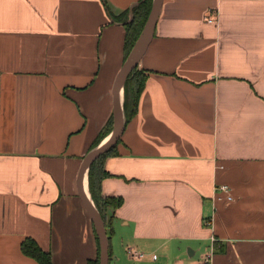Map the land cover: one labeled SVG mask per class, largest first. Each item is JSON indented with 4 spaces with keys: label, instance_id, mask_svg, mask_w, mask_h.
<instances>
[{
    "label": "crops",
    "instance_id": "crops-1",
    "mask_svg": "<svg viewBox=\"0 0 264 264\" xmlns=\"http://www.w3.org/2000/svg\"><path fill=\"white\" fill-rule=\"evenodd\" d=\"M138 1L0 0V264H39L25 237L51 264L95 256L77 173L112 114L114 16ZM138 69L104 159L108 264H264V0H161Z\"/></svg>",
    "mask_w": 264,
    "mask_h": 264
},
{
    "label": "trees",
    "instance_id": "trees-1",
    "mask_svg": "<svg viewBox=\"0 0 264 264\" xmlns=\"http://www.w3.org/2000/svg\"><path fill=\"white\" fill-rule=\"evenodd\" d=\"M152 0H139L129 11L124 10L120 15L114 16V19L119 20L124 25V39H123V63L129 56L137 38L139 37L144 24L148 18L151 10ZM106 10L108 8L105 6ZM130 12V13H129ZM147 76L143 70L135 66L123 83V117L126 123L137 112V105L139 97L145 85ZM113 127L112 114L100 129L97 139L90 149L97 146L101 140L111 133ZM120 138L105 152L93 160L87 170L88 191L90 197L107 228L109 219L108 210L113 209L120 205V197L103 196L101 193V181L107 176V171L104 168V159L107 155L114 152L115 145L119 142ZM95 239L97 242V251L93 258H89L86 264H99L100 247L96 232ZM21 252L29 257L34 258L39 264H51V255L49 252L40 248L38 243L31 237H25L20 243ZM109 253V248H108Z\"/></svg>",
    "mask_w": 264,
    "mask_h": 264
},
{
    "label": "water",
    "instance_id": "water-1",
    "mask_svg": "<svg viewBox=\"0 0 264 264\" xmlns=\"http://www.w3.org/2000/svg\"><path fill=\"white\" fill-rule=\"evenodd\" d=\"M161 5V0H152L151 10L149 12L148 18L144 24V27L137 38L129 56L124 61L120 69L118 70L112 88L113 94V108H112V119H113V127L110 133L109 139L102 144L99 143L94 148L90 149L85 156L82 158L78 173H77V183L79 184V191L83 200V203L92 219L93 225L95 227V231L99 241L100 247V261L99 264H108L109 254H108V239L106 234V228L104 223L95 207V205L89 200L86 195L83 186L82 179L84 173L87 172L90 163L95 160L99 155L103 152L107 151L119 138L123 123V108H122V100L121 93L123 90V83L127 78L130 71L138 65L139 60L145 51V48L152 37L153 30L155 27L156 19L159 13ZM139 41H141V45L138 50L134 53Z\"/></svg>",
    "mask_w": 264,
    "mask_h": 264
},
{
    "label": "built area",
    "instance_id": "built-area-1",
    "mask_svg": "<svg viewBox=\"0 0 264 264\" xmlns=\"http://www.w3.org/2000/svg\"><path fill=\"white\" fill-rule=\"evenodd\" d=\"M209 21H211L209 19ZM217 190L221 191V192H224L226 194V197L225 199L226 200H231L232 199V196L230 195L229 193V187L226 186V185H219L216 187ZM211 239H214V238H211ZM127 252L131 255H136V256H140L142 253L140 252H136L135 250H132V249H128ZM209 262V255L206 254L203 256V259L202 261L199 263V264H207Z\"/></svg>",
    "mask_w": 264,
    "mask_h": 264
},
{
    "label": "bare ground",
    "instance_id": "bare-ground-1",
    "mask_svg": "<svg viewBox=\"0 0 264 264\" xmlns=\"http://www.w3.org/2000/svg\"><path fill=\"white\" fill-rule=\"evenodd\" d=\"M140 45H141V41H139V43H138V45H137V47H136L134 53L138 50V48L140 47ZM121 98H122V94H121ZM109 137H110V134H109V136H108L105 140H103V143H102V144H104V143L109 139ZM84 174H85V173H84ZM85 176H86V175H85ZM83 178H84V175H83ZM82 183H83V179H82ZM83 189H84L86 195L88 196L89 200H91V202H92V199H91V197H90V194H88V192H87V190H86L85 188H83Z\"/></svg>",
    "mask_w": 264,
    "mask_h": 264
}]
</instances>
